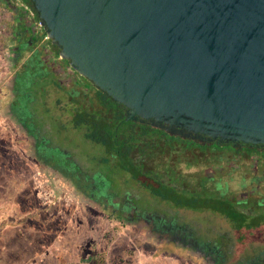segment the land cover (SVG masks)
Instances as JSON below:
<instances>
[{
  "label": "water",
  "instance_id": "95a60500",
  "mask_svg": "<svg viewBox=\"0 0 264 264\" xmlns=\"http://www.w3.org/2000/svg\"><path fill=\"white\" fill-rule=\"evenodd\" d=\"M30 1L59 56L125 120L264 146V0Z\"/></svg>",
  "mask_w": 264,
  "mask_h": 264
},
{
  "label": "rangeland",
  "instance_id": "374dc122",
  "mask_svg": "<svg viewBox=\"0 0 264 264\" xmlns=\"http://www.w3.org/2000/svg\"><path fill=\"white\" fill-rule=\"evenodd\" d=\"M13 59L14 55L8 54L5 61L6 68L4 65H0V118L5 121H2L3 124L0 125V146L5 148L3 150L5 154L3 162L15 167L20 166V169H14L20 178L18 179L15 175V179H11L12 172L5 171L2 173L5 175L2 181L25 183V160L20 158L19 153H15V150L19 147L21 155V151H24V145L28 143V137L26 134L20 135L13 117L7 114L8 112L5 110V105L11 96L6 85L17 69L11 66ZM4 68L6 74L10 73L9 76L5 74V78L3 77ZM40 83L46 85V90L44 93L36 92V100L34 102L32 100L29 105L35 113V118H37V120L35 119L37 124H34L36 125L35 129L40 128L42 134L49 138L54 145H59L62 149L68 150L71 159L79 165L77 173L81 180L92 177L91 180L95 181V178H99L100 181H106L111 193L115 188L120 189L119 196L115 195L112 198V202L117 204L118 210L125 207L124 202L128 201V203H135L139 214L142 215H136L133 221H131L130 213L132 211L130 210L128 212L120 210L123 212H120L122 216L115 215L111 205L106 207L98 205L89 197L82 195L76 185L66 183L64 179L61 180L56 175L50 176L49 173H44L37 165H34V160L30 158V151L26 149L24 152L29 156L33 165L30 175H33V171L37 173L36 179H34L35 183H45L51 187L53 191L49 195L50 203L56 200L60 204V201L64 200L67 205L64 207L65 213L66 210L67 213L63 215L64 212L61 213V209L56 210L55 206L52 211L45 212L44 208L41 207L40 195L35 194L27 187L21 191V200L17 202L23 218L29 215L32 218L40 219V222L42 221L41 217L51 218L48 224H39L44 229H54L63 222L68 233L75 235L63 243V250L69 251L67 257L69 264H204L199 257L182 246L185 244L184 240L177 239L174 241L169 233H160L154 230L155 222L149 221L145 215L161 213L167 203L158 201L150 203L149 191L133 180L111 157V154L106 152L103 146L88 141L83 130L76 128L74 125V116L77 111L76 103L72 102L64 89L58 88L53 83V76L50 75L47 79L41 80ZM89 93L91 97L93 93ZM86 105L88 108L91 107L88 102ZM11 137L12 140L15 139L16 148L15 145H13L14 148L9 146L11 145L9 144ZM12 149L14 152L11 159L15 157L14 163L11 162L10 158H7ZM104 157H109L111 163L103 162L102 158ZM187 165L181 163L179 167L187 173L190 171V167ZM191 169L194 170V168ZM206 169L204 163L198 164L196 173L204 172ZM30 180L33 183V180ZM82 184L84 185L85 181L82 180ZM225 190L228 193L241 191L235 183H232L230 188ZM7 198H12V195L4 198L6 215L12 209V202H9L10 199ZM169 206L174 212H177L176 214L183 222L187 223L186 228L191 236L186 242L203 238V241L210 243L209 245L212 247L217 243L216 241L223 240L219 248L224 253L226 252V256L229 252L227 264H247L248 261H252L248 253L256 252L260 247H264V237L259 230L238 231L232 222L217 213L210 212V209L202 211L188 208L177 209L172 205ZM36 208L38 212H36ZM40 210L43 213L42 216H40L41 213L38 214ZM166 210L169 211L168 208ZM29 224L36 223L32 221L24 224L27 225L24 227L27 233L30 231ZM15 225V222L5 220L6 229H12L11 227ZM218 232L222 233L223 237L218 238ZM50 238L51 236L46 234L38 238H35L33 234L27 235L25 238L9 234L5 242L7 248L5 256L12 261L11 263H23L33 252L41 251ZM63 260L65 261V258Z\"/></svg>",
  "mask_w": 264,
  "mask_h": 264
},
{
  "label": "flooded vegetation",
  "instance_id": "af4514ba",
  "mask_svg": "<svg viewBox=\"0 0 264 264\" xmlns=\"http://www.w3.org/2000/svg\"><path fill=\"white\" fill-rule=\"evenodd\" d=\"M18 15L20 18L21 39H18L19 42L15 41L12 43L13 45L8 46L10 54L18 55L22 47L30 46L32 41L38 42L36 45L30 46L32 51L29 53V60L27 63L20 62L6 85L11 96H9L5 105L7 107H5V110L8 112H6L7 114L13 117L20 135L26 134L28 137V143L24 145V151L26 149L30 151V158L34 160V165H37L44 173H49L50 176L56 175L61 180L64 179L66 183L76 185L82 195L89 197L98 205L104 207L111 205L115 215L122 216L120 212L132 211L130 217L133 221L136 215H142L139 214L135 203L124 202L125 207L118 210L117 204L112 202V198L115 195L118 197L119 194L116 191L111 193L106 181H100L99 178L92 181V177H86L82 179L85 181L83 185L77 173L79 165L71 159L68 150L62 149L59 145H54L49 138L42 134L40 128L35 129L36 125L34 124H37L35 122L37 118H35V113L29 105L32 100L33 102L36 100V92L44 93L46 90V85L41 84V80L47 79L50 75L53 76V83L67 92L72 102L76 103L78 112L84 109L96 108L100 102L101 91L71 68L67 60L60 58L58 49L54 44L51 43V48L47 49L46 44L41 42L40 35L32 34L33 26L27 17L21 13ZM89 92L93 93L91 97ZM86 102L91 104L90 108L87 107ZM172 135L180 134L175 133ZM183 139H192L195 143L197 142L204 147L198 152V156L201 157L199 164L204 163L207 169L204 172L199 171L197 174V164L194 157L196 150L193 149L194 156L193 151L188 150L186 152L189 156L187 166L190 167V171L186 173L180 170L182 174L179 186L194 189L198 177L207 178L209 180L208 186L212 185L218 192H223L240 211L245 213L247 221L253 223L252 227L249 228L245 225L238 231L259 230L264 237V146L242 142L233 144L232 142L213 140L208 137H204V142L201 143L199 140H195L193 135L183 137ZM87 140L91 141L90 139ZM111 156L114 160L116 159L114 154H111ZM105 163L109 164L111 162L107 161ZM191 168H194V170ZM232 183H235L241 191L228 193L225 189L230 188ZM210 188L212 189V187ZM210 212L219 214L211 210ZM219 215L223 216L222 214ZM145 216L151 221H158L157 225L164 228V231L166 230L174 241L177 239L184 240L185 244H182V246L199 257L204 264H215L219 259L224 260L225 257H220L223 254L222 249L219 248L222 245L220 240L216 241L217 243L212 246L213 248L207 242H195L194 240L186 242L190 235L184 232L186 231L185 225L180 226L175 216L170 215V217H167L166 213H149ZM226 219L228 220V218ZM221 236L222 233L218 232L217 237L220 238ZM216 250L219 251L216 252ZM215 255H218L217 260ZM247 264H264V250L260 256L248 261Z\"/></svg>",
  "mask_w": 264,
  "mask_h": 264
},
{
  "label": "trees",
  "instance_id": "16d2710c",
  "mask_svg": "<svg viewBox=\"0 0 264 264\" xmlns=\"http://www.w3.org/2000/svg\"><path fill=\"white\" fill-rule=\"evenodd\" d=\"M24 1L34 10L30 0ZM97 105L96 108L77 111L74 116V125L84 131L87 139L103 146L107 153L115 155L117 164L133 180L149 191L150 203L154 201L167 203L161 213H166L167 217L175 216L180 226L187 227V223L183 222L176 214L177 212L169 208V205L177 209L188 208L202 211L210 209L228 218L236 229L245 225L252 227L253 223L247 221L245 213L240 211L223 192H218L212 185L208 186L207 178L198 177L194 189L179 186L182 174L179 165L189 164V156L186 152L190 149L196 150L195 156L194 151L192 154L196 159L195 163L197 165L200 163L201 157L198 156V152L204 147L199 143H195L192 139H183L180 135H172L165 128L154 126L149 122L125 120L126 107L102 92ZM102 161H110V158L104 157ZM114 191L120 193L118 188ZM167 208L169 211L166 210ZM154 222V230L162 233L164 228L157 225L158 221ZM184 232L191 236L187 228ZM203 240L202 238L194 241L205 242ZM263 250L264 247H260L258 251L248 253L251 260L260 256ZM229 255V252L227 256L226 252H223L220 257H225L224 260H217L218 255H215L217 260L215 264H227Z\"/></svg>",
  "mask_w": 264,
  "mask_h": 264
},
{
  "label": "crops",
  "instance_id": "0c3cea01",
  "mask_svg": "<svg viewBox=\"0 0 264 264\" xmlns=\"http://www.w3.org/2000/svg\"><path fill=\"white\" fill-rule=\"evenodd\" d=\"M0 6H3V8L6 9V14H5L4 19H2V21L0 20V43L3 47L6 48L7 46L6 44L11 45L13 42L15 41L19 42V40L21 39L20 25H19L20 18H19V15H18L19 13L17 9L14 8V6L7 0H0ZM2 121L3 120L0 118V125L3 124ZM14 141L15 139L12 140V137H11V139L9 140V142H11L9 143L11 144L9 145L10 147H13V145L16 144ZM14 147L16 148V145ZM3 150H5V148H3V146L2 147L0 146V151L2 152V153L0 152V154H2L0 155V264H15V262L11 263L12 261L8 260L7 257L5 256V253L7 250L5 246V242H6V237H8L9 234H11V236H20L22 238H25L27 235H30V234H33L35 238L41 237L44 234L51 236L50 240H48L47 242V245L44 248H42L41 251L33 252L31 255L27 257L26 260H24L25 262L23 263L16 262V264H45V262L46 264H69V261L67 259V257L69 256V251L63 250V245H64L63 243L67 242L69 238H73V236L75 235L72 234L73 235L72 236L70 233H68L63 222H61L54 229L52 228L44 229L41 225H45L46 223L48 224L51 218L41 217V220H42L41 222L39 221L40 219L32 218L29 215H26V217L23 218L24 216H22V213L19 212L20 206H18L19 204H17V202L21 200L20 199L21 191L27 187L30 190H32V192H35V194L38 193V195H40V202L42 205L41 207L44 208L45 212L52 211V208L55 206L56 210L61 209L60 212L61 213L64 212L63 215L64 214L66 215L67 210L65 213V208H64L66 203L64 202V200L60 201V204L59 202L57 203L56 200H54L53 203L52 202L50 203L49 195H50V192L53 191L52 188L48 187L47 184L45 183L44 184L35 183L34 179H36L37 173L36 171H33L32 172L33 175H30L31 170H32L31 168L33 167V165L31 164V160L29 156L23 150L21 151V155H20L19 147H17V149L15 150V153H19V157L25 160L24 161V164H25L24 169L26 173L25 183L15 182L13 180H12L13 182L2 181L3 177L5 176L2 173H5V171L12 172L13 175L10 174L12 175L11 179H15L14 178L15 175L16 177H18V179L20 178L14 172V169H20V166L15 167L14 165H11V164L7 165L5 162H3V158L5 157ZM13 152H14V149L10 151L7 158L11 159V156H13ZM11 162L12 163L15 162V157L14 158L12 157ZM18 173L20 174L19 171ZM30 179L33 180V183L31 182ZM41 194L43 197L41 196ZM11 195H12V198H7V199L8 200L10 199L9 202H12L11 203L12 209L6 215L4 211V206H5L4 198L8 196L11 197ZM36 212H38L37 208H36ZM40 213H41V210L38 214ZM42 215L43 213L40 214V216ZM6 219L8 222L9 221L15 222L16 225L11 227L12 229H6L5 228ZM32 221H35L36 224H29L28 226L30 227V231L29 233H27L26 229H24V227H26L27 225H24V224L27 222L31 223ZM63 258H65V261L63 260Z\"/></svg>",
  "mask_w": 264,
  "mask_h": 264
},
{
  "label": "built area",
  "instance_id": "2783aa9c",
  "mask_svg": "<svg viewBox=\"0 0 264 264\" xmlns=\"http://www.w3.org/2000/svg\"><path fill=\"white\" fill-rule=\"evenodd\" d=\"M8 2H10L14 8L17 9V11L19 13H21L22 15H25L27 17V19L31 22L30 24L33 26L32 27V34L35 35H40V40L42 43L46 44L47 49L51 48V40L49 38V36L47 35V33L44 31L43 27L41 26V24L39 23L38 17L36 16L35 11L32 9V7L26 3L24 0H8ZM6 14V9L3 8V6H0V20L2 21V19H4ZM8 56V51H7V46L6 48L3 47L0 43V65H4L6 68V57ZM61 58V57H60ZM12 66V64H11ZM3 69V77L5 78V74H6V69ZM8 69V67H7ZM6 76H9V74L7 73Z\"/></svg>",
  "mask_w": 264,
  "mask_h": 264
}]
</instances>
